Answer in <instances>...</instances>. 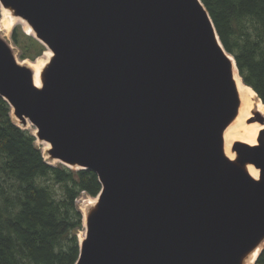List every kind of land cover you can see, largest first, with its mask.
I'll use <instances>...</instances> for the list:
<instances>
[{
  "label": "water",
  "instance_id": "water-1",
  "mask_svg": "<svg viewBox=\"0 0 264 264\" xmlns=\"http://www.w3.org/2000/svg\"><path fill=\"white\" fill-rule=\"evenodd\" d=\"M0 4L53 52L38 87L0 37V96L52 160L102 184L75 264H243L264 248V129L225 154L241 101L202 0Z\"/></svg>",
  "mask_w": 264,
  "mask_h": 264
},
{
  "label": "trees",
  "instance_id": "trees-1",
  "mask_svg": "<svg viewBox=\"0 0 264 264\" xmlns=\"http://www.w3.org/2000/svg\"><path fill=\"white\" fill-rule=\"evenodd\" d=\"M202 2L244 83L264 102V0ZM12 40L21 59L35 60L46 49L20 25ZM101 189L92 169L48 163L36 136L15 122L0 96V264H75L83 228L77 199ZM255 264H264V248Z\"/></svg>",
  "mask_w": 264,
  "mask_h": 264
},
{
  "label": "bare ground",
  "instance_id": "bare-ground-1",
  "mask_svg": "<svg viewBox=\"0 0 264 264\" xmlns=\"http://www.w3.org/2000/svg\"><path fill=\"white\" fill-rule=\"evenodd\" d=\"M4 15L1 20V27L0 30L3 31L5 34L10 32L13 23L14 18L16 17L13 13V10L10 8L3 7ZM13 17V18H12ZM22 22L26 25V31L29 34H35V31L33 30L32 26L29 25V23L21 19ZM49 48V47H47ZM44 54H48L47 61L41 66L40 69L37 68V66H33V64L28 63L24 60L20 61V64L25 65L29 67L34 75V82L36 86L41 87L42 86V78H41V71L43 67L47 64L48 60L52 57L53 52L49 48L45 51ZM234 63L233 67V77L236 83L237 90L240 95V109L238 115L233 119V121L226 127L223 134L224 139V151L225 154L232 160L236 159V151L233 149V146L235 142L240 141L247 143L249 145H257L258 139H259V133L262 129H264V122H259L256 120L253 122H250L249 120L254 115L255 111H258L262 114L264 117V102L261 100V98L257 95V92L249 85L245 84L243 82V79L241 75L239 74L235 61L232 57V55H229ZM263 112V113H262ZM18 120H20L18 117H16ZM30 121L28 120V125H30ZM27 125V126H28ZM48 148L50 147V144L47 142ZM55 161H58L57 159H53ZM254 167V168H253ZM246 169L248 172L254 176H259V169L256 168L253 164H247ZM87 204L85 205L84 209V220L86 222V217L89 209L92 205L97 201V198L94 200H87ZM85 237V234L83 237H80L81 240ZM261 250V246H258L256 249L252 250L246 257L244 258L243 264H254L256 258L258 257Z\"/></svg>",
  "mask_w": 264,
  "mask_h": 264
},
{
  "label": "rangeland",
  "instance_id": "rangeland-1",
  "mask_svg": "<svg viewBox=\"0 0 264 264\" xmlns=\"http://www.w3.org/2000/svg\"><path fill=\"white\" fill-rule=\"evenodd\" d=\"M4 11H3V6L1 5L0 7V27H1V20L3 18V14ZM18 17V16H16ZM13 18V17H12ZM22 18H14V23H13V26L10 30V32H8L7 34H5L3 31L0 30V37L2 39H4L9 45L10 47L12 48V51L14 53V55L16 56V58L18 59V61H22L24 59H21V50L14 44L13 40H12V31H13V28L16 26V25H20L22 27V29L24 30V32L28 35H33V34H29L27 31H26V25L24 22H22L21 20ZM34 36V35H33ZM49 48L46 47L45 51L48 50ZM45 51L38 57L36 58L35 60H31L29 58H26L25 61L28 62V63H31L33 64V66H37L38 69L41 68V66L47 61L48 59V54H44ZM50 60V59H49ZM48 60L47 64L50 62ZM47 64L43 67L42 71H41V74L45 71L44 69L46 68ZM263 113V112H262ZM258 114L260 113H257V111L254 112V115L252 117H255L257 116ZM264 114V113H263ZM261 115V114H260ZM259 116V115H258ZM12 117L13 119L15 120V122L20 125L21 127L23 128H27V129H30L31 132L35 135V132H36V127L34 125H32L30 123V125L28 126H25L21 123L20 120H18L16 118V116L13 114L12 112ZM259 121V120H256V122ZM260 122V121H259ZM36 143L39 145V147L41 148L42 150V153H43V156L44 158L46 159V161L52 165H57L59 164L60 162L59 161H55V160H52L50 155L48 154L47 150H48V144L47 142L45 141H42L40 140L38 137H36ZM254 168V167H253ZM75 169V168H73ZM95 198H97L98 200V196H91L89 195L88 193L86 192H83L77 199V205L79 206V208L81 209L82 213H83V228L79 231L78 235H79V239L80 237H83L84 234H86V226H85V220H84V209H85V205L87 204V201L88 199L89 200H94ZM97 202V201H96ZM96 202L94 203V205H92L91 207L95 206L96 205ZM89 212V211H88Z\"/></svg>",
  "mask_w": 264,
  "mask_h": 264
}]
</instances>
